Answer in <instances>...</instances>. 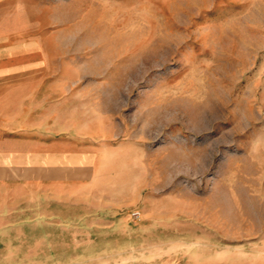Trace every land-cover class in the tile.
Returning <instances> with one entry per match:
<instances>
[{"label": "rangeland", "instance_id": "rangeland-1", "mask_svg": "<svg viewBox=\"0 0 264 264\" xmlns=\"http://www.w3.org/2000/svg\"><path fill=\"white\" fill-rule=\"evenodd\" d=\"M99 2L40 32L36 72L65 78L97 133L96 172L73 193L88 218L42 224V247L89 253L73 264H264V0ZM24 195L23 222L0 232L24 234L25 264H65L32 254L36 185Z\"/></svg>", "mask_w": 264, "mask_h": 264}, {"label": "crops", "instance_id": "crops-1", "mask_svg": "<svg viewBox=\"0 0 264 264\" xmlns=\"http://www.w3.org/2000/svg\"><path fill=\"white\" fill-rule=\"evenodd\" d=\"M99 6V0H67L60 9L54 0H0V223L23 222L19 214L28 202L25 184L34 183L36 252L32 254H64L69 257L65 264H73V255L89 253L42 247L50 237H41L37 230L42 224L72 221L62 213L73 208L85 209L78 217L88 218V202L74 200L73 193L85 191L96 172L97 151L89 145L97 133L74 118V105L65 99L72 89L56 82L65 78L36 72V54L44 49L41 30L73 27L74 15L87 17ZM45 60L40 57L41 62ZM25 65L33 70H24ZM23 236L19 231L0 232V240L5 241L0 246V264H25ZM104 254V249L91 253ZM32 264L41 263L36 259Z\"/></svg>", "mask_w": 264, "mask_h": 264}, {"label": "built area", "instance_id": "built-area-1", "mask_svg": "<svg viewBox=\"0 0 264 264\" xmlns=\"http://www.w3.org/2000/svg\"><path fill=\"white\" fill-rule=\"evenodd\" d=\"M135 216L137 217V216H139V214H135Z\"/></svg>", "mask_w": 264, "mask_h": 264}]
</instances>
